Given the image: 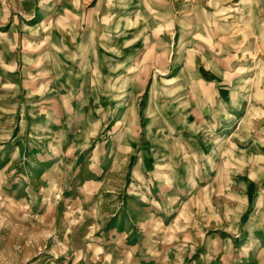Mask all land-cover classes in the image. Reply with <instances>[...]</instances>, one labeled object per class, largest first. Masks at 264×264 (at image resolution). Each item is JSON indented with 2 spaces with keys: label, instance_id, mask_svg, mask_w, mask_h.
<instances>
[{
  "label": "rangeland",
  "instance_id": "1",
  "mask_svg": "<svg viewBox=\"0 0 264 264\" xmlns=\"http://www.w3.org/2000/svg\"><path fill=\"white\" fill-rule=\"evenodd\" d=\"M0 105V264H264V0H0Z\"/></svg>",
  "mask_w": 264,
  "mask_h": 264
},
{
  "label": "crops",
  "instance_id": "2",
  "mask_svg": "<svg viewBox=\"0 0 264 264\" xmlns=\"http://www.w3.org/2000/svg\"><path fill=\"white\" fill-rule=\"evenodd\" d=\"M14 106H17V105H0V116L2 115V117H6L8 114L6 113V111H10V109H13ZM22 107L25 106V105H21ZM2 109H4V113L2 112ZM34 109H39V111H41V116L40 117H37V118H32L31 120V124H35L37 126H40L39 124H41L42 126V129L43 127L45 126H49L51 125L52 123H54V120H56L57 123H54L55 125L56 124H60V117L57 118L58 115H60V113H56L54 111H59V110H65V107L61 106V105H41L39 107H36ZM47 109V110H46ZM63 117V116H62ZM62 121L65 122L64 118H62ZM45 125V126H44ZM18 126L20 127L18 133H22L24 134V132H27L25 131V127H26V122L23 121L22 119H19V123H18ZM47 128V127H46ZM29 134L28 135H31L33 138H34V132L33 130H28ZM17 137V136H16ZM9 139V138H8ZM7 139V140H8ZM20 138H18L19 140ZM38 139V137H37ZM35 139V140H37ZM11 142H9L7 144V146L10 144ZM38 147H40V149H44L45 151H47L48 153L52 152L53 153V147L51 146H47V145H43L42 143L40 145H38ZM59 159V158H58ZM45 164H47L45 162Z\"/></svg>",
  "mask_w": 264,
  "mask_h": 264
}]
</instances>
